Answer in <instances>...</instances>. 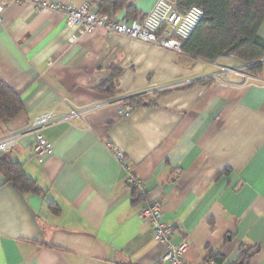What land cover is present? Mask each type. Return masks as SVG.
<instances>
[{
    "label": "crops",
    "instance_id": "1",
    "mask_svg": "<svg viewBox=\"0 0 264 264\" xmlns=\"http://www.w3.org/2000/svg\"><path fill=\"white\" fill-rule=\"evenodd\" d=\"M153 4L125 0L113 16L143 19ZM3 19L0 80L24 110L1 123L0 139L21 132L5 155L40 191L0 175V264H167L140 217L150 198L173 241L191 243L188 264H232L252 247L250 264H264V58L246 77L222 71L243 66L234 56L208 61L102 28L69 44L66 17L29 3H8ZM112 81L116 94L99 89ZM44 115L38 130L53 150L39 162L29 129ZM125 166L145 185L137 201Z\"/></svg>",
    "mask_w": 264,
    "mask_h": 264
},
{
    "label": "built area",
    "instance_id": "2",
    "mask_svg": "<svg viewBox=\"0 0 264 264\" xmlns=\"http://www.w3.org/2000/svg\"><path fill=\"white\" fill-rule=\"evenodd\" d=\"M154 4L151 10L143 19H124L119 20L111 14L98 13L94 11V3L86 0L79 5H73L63 1L50 0H0V22H3V13L5 7L10 2L29 3L36 10L50 9L62 13L67 19L68 29L73 30L68 43H75L82 35L96 29L102 28L108 34L125 35L130 38L141 40L146 43L159 46L176 53H182V47L194 32L195 28L205 16V11L197 5H191L182 9L179 0H153ZM241 68L222 67L226 73L240 72L254 65L243 63ZM132 106L126 105L124 114L131 113ZM52 115H44L34 121L29 130L36 133V143L34 154L43 162L45 157L50 155L53 150V144L41 133L39 128L46 124ZM21 132L12 133L9 136L0 139V154L12 150L18 143ZM108 146L114 151L116 157L123 162L124 154L114 145L108 143ZM128 185L131 189L140 194H146V188L141 179H139L129 166ZM142 221L149 224L154 231V238L157 243L163 246L164 251L161 260L167 264H188L186 254L191 243L188 239L175 243L173 241L174 226L163 221L162 203L159 200L150 198L140 212ZM202 264H217L214 260H207Z\"/></svg>",
    "mask_w": 264,
    "mask_h": 264
},
{
    "label": "trees",
    "instance_id": "3",
    "mask_svg": "<svg viewBox=\"0 0 264 264\" xmlns=\"http://www.w3.org/2000/svg\"><path fill=\"white\" fill-rule=\"evenodd\" d=\"M179 5L182 9L197 5L205 11L204 18L184 41L182 53L208 61L223 55L234 56L246 64L264 58V38L260 35V27L264 23V0H179ZM98 6L100 13L113 15L116 9L125 6V0H100ZM262 68L263 64L259 62L245 72L255 76ZM99 89L114 95L117 84L107 82ZM144 101L138 97L127 100L133 106L142 105ZM23 110L21 96L0 80V125L5 120L16 118ZM0 175L20 192L40 191L36 180L30 178L22 165L5 153L0 154ZM133 197L137 201L141 195L134 190ZM252 252L253 247L243 248L240 259L232 264H250ZM213 259L220 263L223 261L217 256Z\"/></svg>",
    "mask_w": 264,
    "mask_h": 264
},
{
    "label": "water",
    "instance_id": "4",
    "mask_svg": "<svg viewBox=\"0 0 264 264\" xmlns=\"http://www.w3.org/2000/svg\"><path fill=\"white\" fill-rule=\"evenodd\" d=\"M262 60H260V61H257V62H254V63H251V64H257V63H259V62H261Z\"/></svg>",
    "mask_w": 264,
    "mask_h": 264
}]
</instances>
